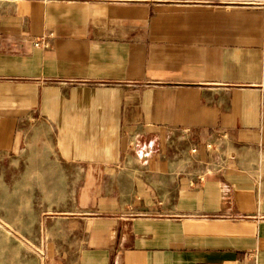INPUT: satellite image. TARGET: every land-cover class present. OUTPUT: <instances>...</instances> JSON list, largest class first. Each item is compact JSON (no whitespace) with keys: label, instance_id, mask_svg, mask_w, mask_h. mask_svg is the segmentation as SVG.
I'll return each instance as SVG.
<instances>
[{"label":"crops","instance_id":"crops-1","mask_svg":"<svg viewBox=\"0 0 264 264\" xmlns=\"http://www.w3.org/2000/svg\"><path fill=\"white\" fill-rule=\"evenodd\" d=\"M43 133L46 264H264V0H0V163Z\"/></svg>","mask_w":264,"mask_h":264},{"label":"rangeland","instance_id":"rangeland-1","mask_svg":"<svg viewBox=\"0 0 264 264\" xmlns=\"http://www.w3.org/2000/svg\"><path fill=\"white\" fill-rule=\"evenodd\" d=\"M23 125L27 129V122ZM42 138L29 140L26 136L0 163V264H46L50 213L59 209L53 203L60 182L39 179L59 171L42 164L45 159L58 158L50 136L43 133ZM209 149L212 146L206 145Z\"/></svg>","mask_w":264,"mask_h":264},{"label":"built area","instance_id":"built-area-1","mask_svg":"<svg viewBox=\"0 0 264 264\" xmlns=\"http://www.w3.org/2000/svg\"><path fill=\"white\" fill-rule=\"evenodd\" d=\"M34 46H36V47H46L47 46V43H46V41L45 40H39V41H36L35 43H34ZM208 148H209V146H207Z\"/></svg>","mask_w":264,"mask_h":264}]
</instances>
